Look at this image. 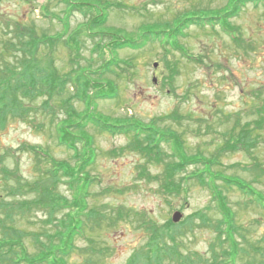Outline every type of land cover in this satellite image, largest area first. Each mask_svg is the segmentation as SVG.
Returning <instances> with one entry per match:
<instances>
[{
    "label": "rangeland",
    "instance_id": "374dc122",
    "mask_svg": "<svg viewBox=\"0 0 264 264\" xmlns=\"http://www.w3.org/2000/svg\"><path fill=\"white\" fill-rule=\"evenodd\" d=\"M64 1L0 0V76L9 65L14 69L12 78L22 75L19 62L23 55L15 51L34 33L46 43L38 46L29 61L52 74L71 75L76 69L80 76L96 70L109 58L116 59L119 67L114 73L102 74L107 76L102 79H112L118 95L95 99L92 110L96 115L115 124L137 121L159 132L175 131L182 135L184 155L200 156L213 163H207L208 167H203L201 161L188 163L175 171V181L191 172L195 175L178 182L181 187L178 194L167 195L162 191L165 184L162 174L176 159L171 156L170 143L162 140L157 155L149 159L147 153L134 148L131 131L113 134L91 123L79 131L70 125L77 118L69 117L67 109L71 106L80 119L87 110L86 99L75 97L70 82L63 85L61 93V87L56 91L60 97L55 90L48 93L51 88L43 86L33 99L21 98L25 113L8 111L7 120L0 124V203L19 207L20 203L39 197L42 189L48 187L57 202L68 203L70 208L55 206L57 211L49 216L48 207L36 205L28 209L23 203L22 212L13 211L11 221L5 224L13 231L9 234L11 240L25 246L28 253L37 251L39 241L55 248L60 242L53 233L62 232L59 223L69 217L70 225L74 217L75 225L79 222V226L88 213L90 220L85 223L84 234L71 237L73 249L66 256L68 264H130L135 259L136 264L158 247L156 242L177 245L186 258L201 254L207 264L221 251L217 245L219 249L214 253L211 245L219 243L213 224L220 218L209 189L213 182L241 227L236 243L245 252L239 262L256 260L257 264H264V256L255 259L249 254L252 243L264 253V207L250 193L228 181L240 180L264 199V125L256 128L255 122L264 117L257 110L264 107L262 3L257 6L246 3L237 16L227 17L231 26L241 30L244 44L240 47L219 24L211 27L186 19L192 15H221L232 0H74L91 3L90 14L85 13L86 5L83 10H73ZM102 8L106 18L89 29L92 34L107 31L104 44H109L112 33L133 43L107 49L99 55V50L94 49L99 36L94 39L87 36V22H92L93 14L100 13ZM17 25L25 31L16 29ZM176 27L181 32L176 37L169 36L168 30ZM148 30L160 32L152 38ZM19 32L26 37H20ZM67 39L78 42L80 50H71L65 43ZM8 41L14 46L8 47ZM20 96L17 94V98ZM59 99H66L69 104H60ZM246 122H250L251 136L255 138L252 148L247 150L245 144L236 149L225 147L231 144L229 140L235 142L231 135ZM60 125L80 136L75 141L80 150L81 137L88 134L92 138L90 146L85 147L94 148V162L83 169L91 178L88 192L73 189L61 168L58 179L52 177H56L52 171L60 163L74 169L82 156H88V151L81 152L77 158L72 149L61 143L57 134ZM46 155L57 164H52ZM253 160L263 167L255 169L256 176L246 167ZM144 169L159 179L148 178ZM2 170L12 172V177L4 179ZM27 184L31 189L20 188ZM197 210H204L210 221L201 224L195 220ZM177 211L182 216L174 222L172 216ZM49 217H56V229L46 221ZM149 223L157 226V236L160 235L152 244ZM196 261L192 264H199ZM218 261L217 256L215 262Z\"/></svg>",
    "mask_w": 264,
    "mask_h": 264
},
{
    "label": "trees",
    "instance_id": "16d2710c",
    "mask_svg": "<svg viewBox=\"0 0 264 264\" xmlns=\"http://www.w3.org/2000/svg\"><path fill=\"white\" fill-rule=\"evenodd\" d=\"M68 6L72 7L73 10L79 9L83 10V7L85 5L87 6V10H85L86 14H90L92 12V9H90L91 3L89 2H83V1H74V0H65L64 1ZM246 3H251L254 6H257L258 3H262L264 6V0H232L229 4V6L226 8L225 12L221 15H206V16H188L186 19H188L189 22L192 23L195 22L197 24H206L208 23L211 27H214L216 24H219V26L222 28L223 31L227 32L232 40L240 44V47H242V44H244V38L242 37V33L240 29H235L231 24L229 23V20H227L228 16H237L242 6H244ZM99 11V10H98ZM100 13L93 14V17L91 19L92 22L88 23V32L87 36L90 35L92 37L91 39L95 38V35H98L99 38H97V41L94 43L97 47L94 48L95 50H99V55L104 54V51L107 49H118L121 47H124L125 45L132 44L133 41L128 39L127 37H123L121 39L117 38V34L112 33V36L110 38L109 44H104V39L107 40L108 37L104 35L107 31H99V34H92L94 32L90 31L89 29L94 28L100 22H103L106 18V12H104L103 8ZM43 15L46 17L47 14L43 13ZM220 16V17H219ZM16 29H20V31H25V28H21L19 25L16 26ZM159 30H148L147 32L150 33V36L152 38L156 37V33L158 34ZM160 32V31H159ZM181 32L180 28H175L168 30L169 36H177ZM19 36H24L21 32L18 33ZM110 34V33H109ZM160 34V33H159ZM42 39V38H41ZM37 35L34 33L33 35H28L27 40L23 41V46L15 52H21L23 55V60L21 59V62H19L20 67L22 69L21 76L18 78H12L14 76V69L11 65L6 63L7 65L11 66H5L4 75L0 76V124H4L6 119V114L8 115L11 112L17 113H25V108L21 104V98H28L33 99L35 94L43 88V86L47 89L51 88L50 90H47L48 93H51L55 90L59 91V87H61V93L63 91V85L65 83L70 82L75 90V97L85 98L87 103V110L82 115V117L79 119V117L75 114L73 108L70 106L67 109V115L71 118H77L74 122H71L70 125H75V129H83L84 131L85 126L88 123H91L94 127L103 130L108 131L110 133H119L124 132L127 133L128 131L132 132V142H134L133 146L135 149L140 151L142 154L147 153L148 158L151 159L153 155L156 154V149H159L160 143L163 141H167L170 143L171 148V156L176 158L173 160L168 166L165 167V170H163L162 178L163 182L165 183L163 186V193L167 195L171 194H178L180 192L181 187L179 186V181L184 180L185 178L188 180L189 177H194L195 172H191L190 174L180 177L179 181H175L174 179V173L175 171L181 170L186 167V164L188 163H198L201 161V165L203 167H208L206 164L209 163L212 165L213 162L205 161L203 157H188L187 155H184L183 150L181 149V146L183 148L184 144L181 142L182 135L179 133L172 131L167 133L159 132L155 128L150 126H145L142 123H139L137 121H130V122H123V123H112L105 119H101V117L97 116L95 111L92 110L93 108V101L98 98H114L118 95V88L115 82L112 79L103 80L102 78L107 77L103 76L102 74H106L109 72L114 73L115 68L119 67L118 62L116 59L109 58L105 60L96 70L90 71L89 73H85L82 75H78L76 72V69H73L71 72V75L68 74H62V73H50L49 69L38 67L29 61V57L34 56L36 53L35 50L38 49V46L41 44L46 43L44 39L41 40ZM54 39V38H51ZM66 45L71 50H80L79 43L76 41H65ZM111 45V46H110ZM14 46L11 41H8V47ZM17 48V46H16ZM181 51V50H180ZM29 53V54H28ZM182 54L185 55L184 51H181ZM78 56V55H77ZM22 57V56H21ZM127 65V64H126ZM20 69V70H21ZM2 70V68H1ZM19 70V71H20ZM101 72V73H100ZM76 77H75V75ZM89 74H94L93 76H89ZM85 87V88H84ZM92 89L91 94L88 93V90ZM40 92V91H39ZM84 92V93H83ZM87 92V93H86ZM58 92L55 93L57 97H60V94ZM16 94V96L14 95ZM17 94H20V98H17ZM52 94H48L50 97ZM59 103L63 105H68L69 101L66 99H59ZM47 101L45 103L48 104ZM9 107V108H8ZM48 107V105H46ZM55 107V104L53 105V109ZM258 113H264V107H258L257 108ZM9 111V113H8ZM52 111V110H51ZM257 112V111H256ZM173 117H175L173 115ZM73 121V120H72ZM174 121H176V118H174ZM256 128H261L264 125V117H260L259 119H256ZM244 126H241L239 130H237L233 135H231V139L228 142L231 144H226L225 147H229L232 149L239 148V144H245L247 145L246 149L250 150L252 146L255 144V138L251 136L250 129V122L246 124H243ZM80 126V127H77ZM80 131V130H79ZM256 136L259 135V132H255ZM57 134L60 138L61 143H63L66 148L72 149L75 153V156L79 158L83 152L88 151V156H82L81 160H79V163L77 167L74 169L69 168L67 165L60 163V165L53 169L52 172L56 174L55 176H52L53 178H57V173L59 169H62V174L65 177H69V183L72 188L78 190V192H88L89 183L91 178H89L88 174L84 173L83 169L87 165H90L94 162V148H86L89 147L92 143V138L87 134L81 137L83 141V146L81 145V150L76 146L75 141L80 137H78L77 134L74 132L72 133L68 129H62L61 125L57 126ZM183 139V138H182ZM86 145V147H85ZM82 152V153H81ZM40 154V153H38ZM151 154V156H150ZM159 154V153H158ZM46 159L52 162V164H55V162L51 159L50 156L46 155ZM153 158V157H152ZM158 157L154 156V159ZM156 161V160H154ZM254 161V160H253ZM57 164V163H56ZM55 164V165H56ZM54 165V166H55ZM248 170L254 171V176H256V168H263L260 165V162L254 161L251 162L246 166ZM4 179L12 177V172L9 170H2ZM143 172H146V169L142 170ZM165 171V172H164ZM262 171V170H261ZM54 174V175H55ZM87 175V176H86ZM146 176L148 178H151L152 180L159 179V176L156 174H149L146 172ZM83 177V178H82ZM213 177H216L215 175ZM167 179V180H166ZM229 184H234L239 187V189L245 193H250L252 195V199L256 202H258L261 206L264 207V199L260 197V195L255 192L250 186L244 184L240 180L231 179L228 180ZM212 189L209 188L210 191H212L213 198L216 200V211L218 212L220 218L216 220V225L213 224V228H216L215 231H217V235L219 237V243L217 244L212 243L213 246V252L216 253V250H218L220 247L221 251L217 252V255L213 257L212 261L207 260V264H257V261L254 262L250 261H244L239 262V259L241 256L243 257L245 249H241L239 247V243H236V240L239 235H241V227L238 226L239 223L236 221V216L233 213V210L228 205L226 199H224L222 196H220L217 191L215 190V186L212 182ZM208 186L209 185L208 183ZM30 188L31 185H20V188ZM12 191V189H11ZM48 187L42 189V194L39 195L37 198H33L32 200H26V202L20 203L19 207H14L13 205H5L0 203V229L2 230L0 232V264H68L66 263V256L69 255V253L73 249V242L71 241V237H76L80 234H84V226L85 223H88L87 221L90 220V217L88 213H85L86 217L85 220H80L81 223L77 226L74 223V217L72 218L71 224H68L69 217L62 220L59 224L61 227L62 232H58L56 234V230L53 233L54 238H56L60 244L56 246L50 245L49 247H46V244L41 241H39V246L36 252L28 253L26 252L25 246L18 245V242L12 241L9 236L10 233H12L11 227L8 225H5L7 221H11V218L13 216V211H16V213L22 212L21 209H23L24 204L25 206L30 209L36 205H41L48 207L49 216L53 211H57L55 209V206L60 207L61 209L63 207L70 208V204L68 203H61L57 202L58 199H55L54 196H51L49 193ZM41 192V190H40ZM24 203V204H23ZM72 205V204H71ZM77 207V206H76ZM46 209V208H45ZM194 219L198 220L201 224L208 223L210 219L208 218L207 214L204 210H197L194 213ZM56 217H49L47 218V222L54 224L55 229L58 227L56 221ZM45 222V223H47ZM172 223V222H171ZM148 229L150 230V233L152 234V238L150 237L149 243L152 244L155 239L160 236H157V226L155 224L149 223ZM5 233L7 235L5 236ZM150 234V235H151ZM38 235V234H37ZM49 235V234H47ZM46 235V236H47ZM50 238V237H49ZM14 239V238H13ZM16 239V238H15ZM14 239V240H15ZM87 239V237H86ZM173 240V239H171ZM89 243L92 245V239H88ZM159 242H156V247L151 252H147L148 254L144 256L143 259L139 260L136 264H192V261H196L199 264H205L202 260L201 254L194 258L193 256H190L186 258L183 254H181L177 250V245H170L165 246L166 244H158ZM42 245V248H41ZM218 245V247H217ZM256 244H251V253L255 256V259L258 258L260 255L264 256V253L261 252V248L259 245L253 246ZM224 247V248H223ZM95 250V248H93ZM92 250V251H93ZM218 256L219 261L215 262V258ZM140 259V254H139ZM199 260V262H198ZM136 262V259L130 264H134Z\"/></svg>",
    "mask_w": 264,
    "mask_h": 264
},
{
    "label": "water",
    "instance_id": "95a60500",
    "mask_svg": "<svg viewBox=\"0 0 264 264\" xmlns=\"http://www.w3.org/2000/svg\"><path fill=\"white\" fill-rule=\"evenodd\" d=\"M153 66H156V63H154ZM181 216H182L181 212L177 211V212H175V213L173 214V216H172V220H173L174 222L179 221L180 218H181Z\"/></svg>",
    "mask_w": 264,
    "mask_h": 264
}]
</instances>
